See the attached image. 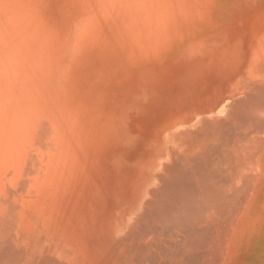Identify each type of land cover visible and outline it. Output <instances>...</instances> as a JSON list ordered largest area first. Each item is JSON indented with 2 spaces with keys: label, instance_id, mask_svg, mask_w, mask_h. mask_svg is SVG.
I'll list each match as a JSON object with an SVG mask.
<instances>
[{
  "label": "bare ground",
  "instance_id": "6f19581e",
  "mask_svg": "<svg viewBox=\"0 0 264 264\" xmlns=\"http://www.w3.org/2000/svg\"><path fill=\"white\" fill-rule=\"evenodd\" d=\"M0 264H264V0H0Z\"/></svg>",
  "mask_w": 264,
  "mask_h": 264
}]
</instances>
